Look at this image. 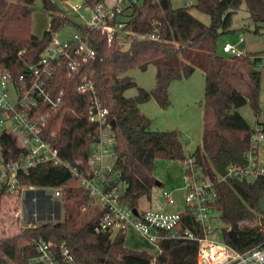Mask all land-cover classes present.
<instances>
[{
	"label": "trees",
	"instance_id": "16d2710c",
	"mask_svg": "<svg viewBox=\"0 0 264 264\" xmlns=\"http://www.w3.org/2000/svg\"><path fill=\"white\" fill-rule=\"evenodd\" d=\"M81 1L94 10L99 4L104 5L105 0ZM40 2L48 12L49 25L37 36L30 28L34 0H0V70L12 76L25 73L66 23L76 27L95 51L92 60L80 64L70 74L61 68L55 77V85L63 89V97L51 109L45 131L48 135L52 133L51 142L59 157L77 170H84L97 139L96 125L87 120L88 95L76 90L81 77L87 74L108 108L107 120L115 121L111 127L115 159L108 182L124 184L123 201L133 208L139 193L155 185L152 174L155 158L181 163L192 158L195 170L214 185L216 208L223 225L222 241L238 251L262 242L264 212H260L259 205L264 200V176L252 181L222 178L229 164L244 162L252 131L237 108L249 102L257 123L264 126L258 120L261 56L260 52H224L219 36L228 29L232 14L242 3L254 23L253 32L264 31V0H195L193 5L209 16V24L193 16L189 5L174 8L171 0H138L115 13L113 21L124 25L110 43L106 34L72 21L55 0ZM151 34L155 36L151 38ZM149 63L156 67L154 87L150 90L137 87L136 95L125 96L126 89L136 86L126 71L135 67L144 70ZM196 68L204 73L202 138L186 155L182 133L151 129L150 119L139 111L138 105L154 98L161 107H166L170 103V82L188 77ZM6 136L8 146L17 150L15 137L2 134L5 150ZM19 178L20 184L27 188L24 212L33 214L35 206L30 192L37 191L43 198L37 201L40 220L11 235L0 236V264H30L38 239L51 242L57 255L64 242L73 264H196L195 240L162 239L157 244L158 253L152 255L146 250L127 248L123 230L113 234L96 231L100 214L97 206L90 218L80 220L81 209L91 205L90 195L63 164H39ZM45 188L61 189L63 212L58 220H43L50 218L54 210L49 204L46 206ZM2 196L0 192V209ZM54 212L57 214L56 209ZM181 221V227L201 235L199 224L187 209L182 212Z\"/></svg>",
	"mask_w": 264,
	"mask_h": 264
},
{
	"label": "built area",
	"instance_id": "2783aa9c",
	"mask_svg": "<svg viewBox=\"0 0 264 264\" xmlns=\"http://www.w3.org/2000/svg\"><path fill=\"white\" fill-rule=\"evenodd\" d=\"M138 0H115L112 7L99 4L85 21L90 30L106 34L110 43L124 23L113 21L115 13L124 5ZM115 7V9H113ZM153 38L155 35H149ZM85 36L77 32L70 40L60 41L55 36L45 47L35 63L27 66L26 72L12 76L0 70V192L18 195L27 189L20 184L21 174H27L30 168L44 163L67 166L79 180V185L90 195V203L99 208L95 230L114 233L127 228L136 229L149 242L158 244L162 239H189L197 241L196 264H264V240L243 251H238L225 244L218 233L215 221L219 218L216 208L217 194L212 181L199 174L193 166V159L186 162L183 179L185 181L184 204L179 211H162L148 206L140 207V198L146 204L151 199L147 192H140L137 205L131 208L121 196L124 189L108 182V175L115 159V139L110 122L107 120L108 108L98 97L93 80L84 74L76 90L88 95L87 120L96 125L98 136L92 144L85 169L77 170L63 161L51 142L52 133L45 128L50 118L51 109L59 105L63 89L55 85V77L61 68L67 74L94 58L95 51ZM222 50L230 54H239L229 42L222 45ZM13 98V101L11 100ZM2 134L15 137L17 150L8 146V136L1 141ZM264 176V126L257 123L252 127L249 144L244 153L242 164H229L225 177L252 181ZM51 196L60 197L61 189L52 188ZM161 197L166 204H174L171 191L161 190ZM187 209L199 224L201 235L187 227H181V214ZM36 252L30 264H73L69 249L62 242L59 255L51 242L38 239Z\"/></svg>",
	"mask_w": 264,
	"mask_h": 264
},
{
	"label": "rangeland",
	"instance_id": "374dc122",
	"mask_svg": "<svg viewBox=\"0 0 264 264\" xmlns=\"http://www.w3.org/2000/svg\"><path fill=\"white\" fill-rule=\"evenodd\" d=\"M57 4L64 10V14L72 21L85 25V21L92 14V9L83 4L81 0H55ZM114 3L115 0H109ZM195 0H171V6L174 8L189 5L190 13L198 20L205 24H209V16L197 9L193 4ZM115 4V3H114ZM49 25L48 12L43 9L40 0H34V9L31 14L30 28L31 32L37 36H41L43 31ZM254 23L249 17L245 3H242L238 10L232 14L229 27L219 36V43L225 41L232 44L238 52H260V69L261 81L258 91V104L261 109L259 118L264 123V31L261 33L253 32ZM78 30L71 24H64L58 31L55 32V37L62 41L70 40ZM242 40L240 41V37ZM127 45H125L126 47ZM156 67L153 63H149L147 68L141 70L137 67L131 68L125 74L131 76L136 83V86L125 90L124 95L133 97L137 93V87L150 90L155 84ZM170 103L166 107H161L158 102L151 98L138 105L139 111L150 119V128L153 130H179L184 139L185 154L189 155L193 149L201 143L202 128H203V100H204V73L201 69L196 68L188 77H183L170 82L168 87ZM13 101V98H11ZM244 116L248 123L253 127L256 124V118L252 112L251 106L248 103L237 108ZM186 162L181 163L179 160L166 159L157 157L153 161L152 174L156 181L161 183V188L173 191L175 203H183L185 181L183 174ZM123 187V183L119 184ZM160 187H155L151 190L153 204L159 199L156 194ZM46 196V206L48 204L57 210V214L51 212L50 218L43 220H58L62 218V208L60 206V197L51 196L52 188L44 189ZM25 193L26 189L22 190L18 195L5 194L1 197L0 209V236H8L19 229L32 225L40 220L37 211V201H43L37 191L30 192L32 195L33 214L29 215L24 212L25 209ZM27 197L29 198V196ZM48 196V197H47ZM157 197V198H155ZM45 200V199H44ZM95 205L83 207L81 209L80 220L90 218L93 215ZM140 207L148 206L145 198H140ZM42 220V219H41ZM217 231L221 235L222 223L219 218L215 221ZM124 244L135 250H146L152 255H156L159 248L156 244L149 242L144 236L139 234L133 228L125 230Z\"/></svg>",
	"mask_w": 264,
	"mask_h": 264
},
{
	"label": "crops",
	"instance_id": "0c3cea01",
	"mask_svg": "<svg viewBox=\"0 0 264 264\" xmlns=\"http://www.w3.org/2000/svg\"><path fill=\"white\" fill-rule=\"evenodd\" d=\"M114 3H115V1H114ZM114 3H111V1H109V0H105L104 1V5L106 6V7H112L113 5H114ZM242 40V36L240 37V41ZM225 42H227V41H225ZM224 42V43H225ZM244 52V51H243ZM258 120L261 122V123H263L262 122V120L259 118V116H258ZM158 182V185H154L149 191H147V193L149 194V196H150V199H151V203H150V205H148V207H150V208H152V209H157V210H162V211H179V210H181L182 208H183V204H184V201H183V203H175L174 202V204H171V205H168V204H166L165 203V201L162 199V197H161V190L162 189H165V188H161L160 186H161V183L159 182V181H157ZM155 187H160V189H158V193L156 194V196L160 199L159 200V202L157 201L156 202V204H153V199H154V197H152V194H151V190H153ZM168 190V189H167ZM169 191H171V190H169ZM184 192H185V189H184ZM171 193H172V196H173V191H171ZM157 197H155V198H157ZM153 198V199H152ZM173 198H174V196H173ZM183 199H184V197H183ZM139 203H140V201H139ZM134 229V228H133ZM134 230H136V229H134ZM137 231V230H136ZM138 232V231H137ZM139 233V232H138ZM140 234V233H139ZM124 238H125V235H124ZM125 245V244H124ZM126 246V245H125ZM127 247V246H126ZM127 248H129V247H127ZM131 249V248H130ZM134 249V248H133ZM135 250V249H134ZM139 250V249H138Z\"/></svg>",
	"mask_w": 264,
	"mask_h": 264
},
{
	"label": "water",
	"instance_id": "95a60500",
	"mask_svg": "<svg viewBox=\"0 0 264 264\" xmlns=\"http://www.w3.org/2000/svg\"><path fill=\"white\" fill-rule=\"evenodd\" d=\"M110 125H111V127H114L115 126L114 119H111L110 120ZM155 185H158V182L157 181L155 182ZM259 210H260V212H264V200L263 199L260 200ZM230 234L234 235L233 232H230Z\"/></svg>",
	"mask_w": 264,
	"mask_h": 264
}]
</instances>
